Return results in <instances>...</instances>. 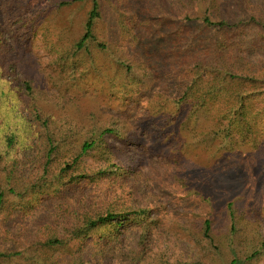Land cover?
<instances>
[{"label":"rangeland","instance_id":"1","mask_svg":"<svg viewBox=\"0 0 264 264\" xmlns=\"http://www.w3.org/2000/svg\"><path fill=\"white\" fill-rule=\"evenodd\" d=\"M181 1L0 0V252L11 254L0 264H72L74 253L84 264H228L233 257L236 264H264V97L249 102L259 113L250 130L226 141L206 142L199 133L214 128L213 120L190 117L201 104L195 95L217 85L213 42L243 13L224 0L223 18H210L230 23L221 30L196 19L206 12L203 1L192 13ZM94 2L93 37L79 46ZM238 28L228 38L241 46L243 63L264 77V42L247 25ZM224 104L207 100L202 109ZM106 128L114 130L104 137L112 163L131 173L129 208L148 210L152 203L149 217L126 223L113 239L45 246L56 228L66 235L65 223L83 227L60 216L59 200L49 211L27 205L47 154L55 149L46 184L59 163ZM82 185L73 195L82 211L119 209L122 192L96 200Z\"/></svg>","mask_w":264,"mask_h":264},{"label":"trees","instance_id":"2","mask_svg":"<svg viewBox=\"0 0 264 264\" xmlns=\"http://www.w3.org/2000/svg\"><path fill=\"white\" fill-rule=\"evenodd\" d=\"M201 1H203L207 9L203 16H198L196 19L202 20L203 23H207L208 25L219 27L221 30L231 28L229 27L230 23H227L228 21L221 20L215 22L210 20V18L214 16L215 19L223 18L221 6L224 0H182L181 4L185 12H187L188 10L191 11V9L196 4L201 3ZM231 1L233 2L232 5H230L231 10L240 11L241 14L243 13V17L239 20V23L235 25L234 29H230V31L226 30L227 34L225 36L213 42L214 52L211 55L212 61H210V63H212L211 69L213 68L218 72L215 77H219L214 78L215 82L217 81V85L220 79L224 80V82L228 80L229 83H226L227 87H225L226 85H222L224 86L223 88H219V86L213 83L212 87H209L207 90L199 91L201 93H197L195 98L198 99V102H201V104H198V106L194 107V109L192 108L190 111V117L196 116L198 120H203L204 118L207 121L213 120L214 128L212 127V129L208 131L199 133V137L203 136L206 142H210L214 139H223L226 141L233 133L242 134L250 130V122L258 116L259 113L256 114L254 112L253 106V110L251 106L248 107L250 104L249 102L253 105L252 101L257 95L259 96V94L260 97H264V89L261 88V85L264 86V77H259L255 73V68L252 69L243 63L244 58L238 52V50H241V46L238 42L231 40V37L228 38L230 32L233 31L237 33L236 30H239L238 26L245 27L247 25L258 40L264 42V0H257L256 3H253L251 0ZM189 11L187 13H192ZM98 14V4L94 2L93 9L86 22V32L78 43L79 46H83L86 40L93 37V26ZM233 16L237 21L238 17L235 15ZM231 48L237 50V53L232 57L228 54ZM244 87L249 90H244ZM256 89H259V91H255ZM181 100L183 101L184 98L182 97ZM207 100L215 102L225 101L226 104L222 107L202 109ZM113 132L114 130L112 128L95 131L92 136L83 141L79 154L71 160H64L59 163L60 165L54 176L53 182L48 184H46V182L49 181L45 180V176L50 172V167L48 166L51 161V155L55 149L51 148L50 152L47 154V160L43 165V176L39 179L36 187L33 188L34 196H32L27 205L32 210L35 208L47 210V206H52L59 200L60 203L64 205V212L62 214L59 213L60 216L65 220L75 218L74 222L77 220L78 223H82L83 227L73 228L72 225L67 222L63 228L66 235L61 237V233H58V229L56 228L52 235L49 234L46 241H42L45 246L56 247L57 245H67L73 241H80L82 244V238H86L87 240L88 237L94 238V236L95 239H99L100 242L105 240L107 236L111 237L112 232H117L118 229L126 223L130 221L137 222L140 218L146 219L149 217L148 212L153 209L152 203L147 205L149 208L148 210L146 208L134 209V206L131 209L129 208L131 205L126 201V196L131 197L134 195L129 186V181L132 177L128 170L125 169V171H123V169H118L112 163V157L110 156L109 148L107 147L104 137L106 134H112ZM9 140L13 143V136ZM197 144L201 145V143ZM88 159L91 160V163L88 162ZM116 169L120 171H116ZM124 172L127 174V178L121 179V175ZM81 184H84L82 187L89 188V194L93 197L95 196L96 200L100 199V197L108 199L112 194H115V192H122L121 202H117L119 209H114L115 207L112 205L108 208L102 207V209L95 213H92L91 210L82 211L73 200L74 192L80 189ZM80 191H83V189H80ZM22 199H24V196L21 197V200ZM3 203L4 194L0 193V210ZM60 203L58 202L53 206L55 212L58 211ZM41 206L46 207L43 208ZM117 218L118 221H115ZM204 226L206 233L210 232L211 221L208 218L205 219ZM109 227H111V229H109ZM143 229L144 233L150 231L148 226L143 227ZM100 230L103 233L102 235L98 236L94 233V231ZM108 232L109 235H106ZM115 235L114 233L112 239ZM113 241L111 245L115 244L116 239ZM111 245L109 247H102V244H99V247L107 250L113 248ZM228 247L233 251L237 249L233 239L229 240ZM31 254L37 256L34 253ZM80 255L81 254L77 255L75 253L72 255L75 257L72 264H84ZM5 257L11 258V254L0 252V259ZM44 258L46 259V257ZM237 259V257H233L228 264H236Z\"/></svg>","mask_w":264,"mask_h":264}]
</instances>
